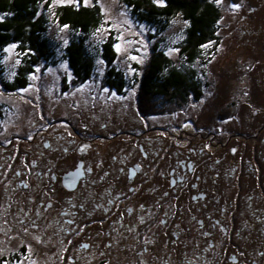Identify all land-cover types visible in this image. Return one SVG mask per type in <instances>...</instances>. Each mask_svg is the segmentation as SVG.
<instances>
[{"label":"rangeland","instance_id":"rangeland-1","mask_svg":"<svg viewBox=\"0 0 264 264\" xmlns=\"http://www.w3.org/2000/svg\"><path fill=\"white\" fill-rule=\"evenodd\" d=\"M213 1L221 10L217 38L202 45L198 51L199 55H196L192 62L184 60L180 52L179 43L184 39L187 23L178 13L163 25L154 26L153 23L135 18L123 0H51L47 5L40 4L39 14L46 20L45 38L50 52L47 60L40 68L34 66V71L28 74L25 88L11 92L4 90L0 85L2 108L10 106L13 110H19L20 114L27 111L33 115L21 120L20 116H13V111L2 109L0 264H191L175 253L162 257L156 253L149 256L148 253H139L137 245L124 250V240L112 242V228H106L108 231L102 226L100 230L99 227L97 229L94 223L97 213L93 212L90 202L77 197L78 204L83 201L87 206L83 213L78 205L74 204V198L67 201V197L58 189V184L53 181L39 180L43 187L45 186L43 192L37 193L38 188H35L34 184L29 192L25 190L19 194L17 190L21 188L16 182L14 164L17 163L15 165L18 166L22 179L34 183L35 169L41 168L45 162L43 157L35 155L30 148L21 145L16 149L13 142L12 150L5 143L9 136L16 137L19 132L21 136H33V129L27 126L33 125L30 120L35 121V127H38L43 125L44 119L50 120L45 121L51 124L52 119L56 117L66 118L64 121L68 120L74 128L79 129L74 124L76 122L83 130H88L82 124L85 111L82 113L79 105L88 107L92 113L96 105H99L102 108L101 114L115 117L121 116L119 112L126 108V124L132 125L138 120L134 81V85L121 87L120 92H111L103 83L102 74L106 71V64L101 55L102 42L109 37L114 39L115 52L111 65L123 73L128 82H132L133 76L141 72V65L153 45L161 49L177 68H187L194 72L203 86L201 91L202 97L205 98L200 106L190 104L187 108H178L175 111H181L175 116L150 114L146 119H140L144 121L142 130L146 131L147 128L159 124L174 127L177 123H184L185 117L200 126L213 125L216 110L229 100L240 98L239 96H242L244 102L239 104L236 115L224 123L222 131L227 135L228 132L235 131L234 127L237 125L241 127L251 115V103L247 102L249 98L256 99L259 104L264 103V0ZM65 4L96 5L102 19V23L92 29L84 39L92 70L89 78L78 83L75 82L76 79L73 78L63 55L66 44L75 36L71 29L57 21L55 15L56 7ZM16 47V44L10 42L0 48V77L6 81L12 80L17 70L20 55ZM60 80L63 84L58 88ZM245 88H248V91H245ZM191 101L192 99L187 103ZM64 121H53L50 129L58 123L64 127ZM107 125L104 131L99 128L94 132L98 135L100 131H109L111 134L123 129L121 121L115 118ZM143 135L152 137L153 133L147 130ZM46 154L45 152L44 157L48 159ZM27 163L31 165L29 168L26 167ZM63 180L70 186V173L65 174ZM48 185L50 187L46 189ZM28 195L30 197L25 201ZM33 196H36V199L32 198ZM40 200L43 201L42 204H39ZM21 221L24 222L23 225ZM25 228L27 232L24 231ZM133 237L138 244L141 241L146 243L152 238L148 234L138 240L139 234H133ZM162 258H166L167 262L162 261Z\"/></svg>","mask_w":264,"mask_h":264},{"label":"flooded vegetation","instance_id":"flooded-vegetation-1","mask_svg":"<svg viewBox=\"0 0 264 264\" xmlns=\"http://www.w3.org/2000/svg\"><path fill=\"white\" fill-rule=\"evenodd\" d=\"M62 84L60 80L58 88ZM192 97L188 95L192 101L183 108L200 106L205 98ZM239 97L216 110L213 125L200 126L185 117L184 123L174 127L159 124L147 128L152 137L143 135L146 131L140 120L150 113L136 111L138 120L128 125L126 108L115 117L101 114L99 105L93 113L79 105L80 111H85L82 124L88 130L76 122L79 129L74 128L64 121L66 118L52 119L64 121L65 126L58 123L51 129L53 121L47 124L50 120L44 119L43 125L35 127V121L30 120L33 125L27 126L33 129V136L19 132L16 137L9 136L5 144L12 150L13 142L16 149L21 145L30 148L45 164L35 169L32 183L20 177L15 163L16 182L21 188L17 191L29 192L35 184L37 193L43 192L45 186L39 180L53 181L67 201L74 198L83 213L87 208L83 201L90 202L97 213V229L112 228V242L124 240V250L137 245L139 253L160 257L175 253L191 264H264V103L250 97L251 115L241 127L237 125L235 131L224 135V123L244 102ZM0 104V119L5 109L21 120L33 116ZM230 104L234 115L221 117L223 108ZM180 111L166 115L175 116ZM114 118L123 124L122 131L103 132ZM99 128L103 131L97 135L94 130ZM68 173L70 186L63 180ZM77 197L83 200L79 204ZM133 234H139L137 240L144 234L152 238L138 244Z\"/></svg>","mask_w":264,"mask_h":264},{"label":"trees","instance_id":"trees-1","mask_svg":"<svg viewBox=\"0 0 264 264\" xmlns=\"http://www.w3.org/2000/svg\"><path fill=\"white\" fill-rule=\"evenodd\" d=\"M123 1L135 18L154 26L163 25L177 13L181 15L187 27L179 46L181 55L188 62L199 55L202 45L217 38L221 10L213 0H164L166 6L155 4L152 0ZM49 2L51 0H0V48L13 42L20 55L14 78L6 81L0 77L4 90L13 92L25 88L28 74L34 71V66L40 68L47 60L50 52L45 38L46 20L39 14L38 8L40 4L47 5ZM55 12L57 21L71 29L75 36L66 44L63 55L75 82L84 81L92 70L84 39L102 23L99 8L96 5L65 4L58 5ZM113 42L112 37L102 42L101 55L106 64V71L102 74L103 83L108 89L120 92L121 87L134 85V81L137 94L135 105L140 115H166L183 107L189 101L188 95H192L193 99L202 96L199 77L187 68H177L161 49L153 45L141 65V72L133 76L132 82H128L124 74L111 65L115 58ZM234 113L230 104L223 108L220 116L227 117ZM26 197L25 201L30 196Z\"/></svg>","mask_w":264,"mask_h":264},{"label":"snow or ice","instance_id":"snow-or-ice-1","mask_svg":"<svg viewBox=\"0 0 264 264\" xmlns=\"http://www.w3.org/2000/svg\"><path fill=\"white\" fill-rule=\"evenodd\" d=\"M154 3H157L160 6H166L164 3V0H154ZM234 7H239V5H234ZM133 59H135V57H133ZM105 91H108V90L105 89ZM81 207H83V205H81ZM37 215H39V213H37ZM20 223L23 225L24 222L21 221ZM33 223L35 224V222H33ZM69 223H72V221H69ZM24 231L27 232V228H25ZM107 247H111V245H107ZM101 255H104V253H101Z\"/></svg>","mask_w":264,"mask_h":264}]
</instances>
